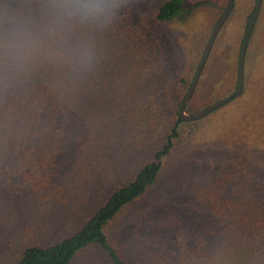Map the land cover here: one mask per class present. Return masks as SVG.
<instances>
[{"label": "trees", "instance_id": "trees-1", "mask_svg": "<svg viewBox=\"0 0 264 264\" xmlns=\"http://www.w3.org/2000/svg\"><path fill=\"white\" fill-rule=\"evenodd\" d=\"M146 1L128 0L119 19L99 37L100 62L93 75L70 77L41 66L11 87L0 85V185L5 184L12 168L15 174L22 173L37 197L45 200L54 196L40 190L48 183L43 172L54 167L56 155L88 157L102 153L99 150L104 138L123 134L109 124L112 119L127 115L125 126L135 127L127 134L134 140H141L138 130L148 125L165 133L159 148L133 167L132 176L130 172L126 174L127 180L113 189L77 232L53 245H28L17 264H71L78 252L92 244L106 254L110 264H129L110 245L105 229L117 214L135 200H142L157 184L163 160L174 149L179 125L184 122L178 117L182 90L175 87L168 92L177 105L166 103L167 92L158 74L162 68L155 60L162 40L154 29L184 20L193 9L185 0H162L152 10L146 7ZM18 5L24 7L25 1L18 0ZM253 11L247 17L246 28ZM261 54L257 72L245 70L241 93L225 104L237 103L238 118L230 125L234 128L229 130L230 139L215 148L211 173L194 177V181L200 178L202 184L191 191L195 202L189 200L193 223L185 227L167 209L162 213L148 211L155 214L150 222L148 213L139 217L146 240L154 236L159 241L172 233L182 240V255L175 264H264V53ZM178 82L184 80L179 78ZM158 101L164 103L162 108H170L167 126L162 124L168 118L167 111L163 121H158ZM63 132L68 137L62 138ZM188 191L185 190L187 194ZM199 213L203 215L200 221ZM163 241L159 242L168 243Z\"/></svg>", "mask_w": 264, "mask_h": 264}, {"label": "rangeland", "instance_id": "rangeland-1", "mask_svg": "<svg viewBox=\"0 0 264 264\" xmlns=\"http://www.w3.org/2000/svg\"><path fill=\"white\" fill-rule=\"evenodd\" d=\"M160 1L147 0L146 7L153 10ZM185 1L193 9L184 20L154 29V34H160L162 40L160 54L155 58L157 67L162 68L158 72L159 81L167 92L166 103L171 104V107L178 103L169 96L175 87L182 90L180 98L182 95L185 98L188 93L211 32L229 3L228 0ZM256 2L254 5V0H233V8L215 37L186 105V115L197 114L235 93L239 54L247 30L246 21ZM253 28L244 58L243 69L247 73L257 72L255 67L260 62L261 53H264V0ZM179 78L184 83L178 82ZM155 106L161 109L157 110V114L158 121L162 122L165 111H170V108H162L164 103L159 101ZM223 106L202 120L180 123L179 138L175 139L170 155L163 160L157 184L149 189L142 200H135L132 206L117 214L106 227L108 242L129 264L178 262L182 255V240L173 233L159 239L165 240L167 244L157 241L154 236L146 240L143 232L145 227L139 217L143 218L150 210L162 213L167 209L174 212L185 227L193 223L194 212H190L192 206L189 200L195 202L191 191L202 184L200 178L194 181V177L211 173L214 150L230 139L229 130H234L231 126L238 118L237 103ZM169 116L168 112L163 125L169 122ZM127 120V115H120L109 121L112 127L119 128V133L123 134L104 138L105 142L101 141L99 150L102 153L88 157H83V154L68 157L62 153L57 158L56 155L54 167L43 172L48 183L40 189L46 196L51 192L54 196L52 199L37 197L31 185L21 177L22 173L17 175L10 169L5 184L0 185V264H17L27 245L37 242L43 246L53 245L77 232L113 189L127 180L129 175L126 174L130 172L132 176L133 167L148 158L156 147L159 148L164 131L148 125L138 130L141 140H134L128 137V131L135 130V127L125 126ZM65 136L68 137L64 132L61 133L62 138ZM27 171L34 177L31 170ZM206 181H203L204 184ZM181 183L184 188H181ZM186 189L190 190L188 194ZM152 214H147L150 218L148 222L153 221L155 214ZM202 216L199 213V221ZM194 220L196 222V218ZM163 244L167 245L166 249ZM71 264H109V259L98 246L92 244L78 252Z\"/></svg>", "mask_w": 264, "mask_h": 264}, {"label": "clouds", "instance_id": "clouds-1", "mask_svg": "<svg viewBox=\"0 0 264 264\" xmlns=\"http://www.w3.org/2000/svg\"><path fill=\"white\" fill-rule=\"evenodd\" d=\"M128 0H0V85L11 87L41 66L62 75H93L99 37Z\"/></svg>", "mask_w": 264, "mask_h": 264}, {"label": "water", "instance_id": "water-1", "mask_svg": "<svg viewBox=\"0 0 264 264\" xmlns=\"http://www.w3.org/2000/svg\"><path fill=\"white\" fill-rule=\"evenodd\" d=\"M228 2H229L228 3V7H227L225 13L219 19V21L217 22V24L215 25V27L213 28V30L211 32V36L208 39V42L206 44V47H205V50L203 52L202 58L200 60V64H199V66L197 68V71L195 73V76L193 78L191 86L189 88V91L186 94L184 100L182 101V103H181V105L179 107L178 117L181 120H183V121H196V120L204 118L205 116L209 115L210 113H212L216 109H218V108L222 107L223 105H225L234 96L240 94L242 89H243V84H244V76H243L244 69H243V66H244L245 53H246V50H247L248 42H249L253 27L255 25V21L257 19L258 13H259V9H260L262 0H257V2H256L255 9L253 11L251 20L249 21V24L247 26V30L245 32V36H244V39H243V42H242V45H241L240 54H239V62H238V84H237V89H236L235 93L230 95V96H227V97L221 99L217 103L207 107L206 109L200 111L197 114H194V115H186L185 114L186 105L189 102V100H190V98H191V96H192V94L194 92L195 86L197 84V81H198L199 76L201 74V71L203 69V66H204V64L206 62L208 54H209V52L211 50L212 44H213V42L215 40V37H216L218 31L220 30L221 26L223 25L224 21L227 19L228 15L230 14V12H231V10L233 8V0H228Z\"/></svg>", "mask_w": 264, "mask_h": 264}, {"label": "crops", "instance_id": "crops-1", "mask_svg": "<svg viewBox=\"0 0 264 264\" xmlns=\"http://www.w3.org/2000/svg\"><path fill=\"white\" fill-rule=\"evenodd\" d=\"M27 246H28V245H27ZM19 259H20V258H19ZM18 261H19V260H18ZM73 261H74V260H73ZM73 261H72V262H73ZM72 262H71V263H72ZM17 263H18V262H17ZM109 264H110V262H109Z\"/></svg>", "mask_w": 264, "mask_h": 264}]
</instances>
